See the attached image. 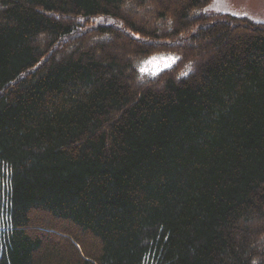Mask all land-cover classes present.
I'll use <instances>...</instances> for the list:
<instances>
[{
    "label": "trees",
    "instance_id": "trees-1",
    "mask_svg": "<svg viewBox=\"0 0 264 264\" xmlns=\"http://www.w3.org/2000/svg\"><path fill=\"white\" fill-rule=\"evenodd\" d=\"M211 1L0 0V264H264V24Z\"/></svg>",
    "mask_w": 264,
    "mask_h": 264
},
{
    "label": "rangeland",
    "instance_id": "rangeland-1",
    "mask_svg": "<svg viewBox=\"0 0 264 264\" xmlns=\"http://www.w3.org/2000/svg\"><path fill=\"white\" fill-rule=\"evenodd\" d=\"M205 14H225L237 18H246L257 24H264V0H212L202 10ZM95 24H113L114 21L105 18L94 19ZM173 57L152 58L144 63L141 71L146 74H156L168 69L174 63Z\"/></svg>",
    "mask_w": 264,
    "mask_h": 264
}]
</instances>
